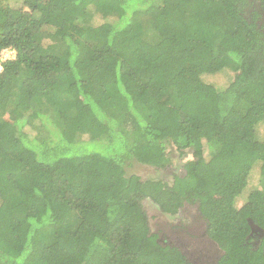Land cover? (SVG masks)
Returning <instances> with one entry per match:
<instances>
[{"label": "trees", "instance_id": "obj_1", "mask_svg": "<svg viewBox=\"0 0 264 264\" xmlns=\"http://www.w3.org/2000/svg\"><path fill=\"white\" fill-rule=\"evenodd\" d=\"M7 49L0 264H191L145 201L192 207L214 264H264V0H0ZM168 148L170 182L127 173Z\"/></svg>", "mask_w": 264, "mask_h": 264}, {"label": "rangeland", "instance_id": "obj_2", "mask_svg": "<svg viewBox=\"0 0 264 264\" xmlns=\"http://www.w3.org/2000/svg\"><path fill=\"white\" fill-rule=\"evenodd\" d=\"M95 22H99L98 18H94ZM232 73H220L214 76H202L203 80L210 84H224L232 77ZM259 136L264 137V127L259 130ZM85 139V138H84ZM169 158H171L172 166L165 171H156L153 168L141 166L137 163H131L127 166L128 174H136L142 180L162 179L170 182L173 173L181 171L183 163L190 159L189 151L184 155L178 154L174 148H168ZM258 181V171L252 172L250 186H256ZM243 199L238 202V206L242 204ZM144 209L149 218L151 229L157 233L161 239L176 244L187 260L191 264H214L220 255V250L206 235L205 225L198 218V214L192 207L185 206L175 216H167L161 214L148 201L144 203Z\"/></svg>", "mask_w": 264, "mask_h": 264}, {"label": "built area", "instance_id": "obj_3", "mask_svg": "<svg viewBox=\"0 0 264 264\" xmlns=\"http://www.w3.org/2000/svg\"><path fill=\"white\" fill-rule=\"evenodd\" d=\"M15 53L14 51H11L9 49L4 50L0 54V62H4L6 60H12L14 59Z\"/></svg>", "mask_w": 264, "mask_h": 264}]
</instances>
